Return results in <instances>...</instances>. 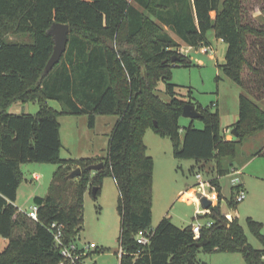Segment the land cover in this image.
Masks as SVG:
<instances>
[{
  "label": "trees",
  "instance_id": "16d2710c",
  "mask_svg": "<svg viewBox=\"0 0 264 264\" xmlns=\"http://www.w3.org/2000/svg\"><path fill=\"white\" fill-rule=\"evenodd\" d=\"M135 1L144 12L128 0H0V236L7 239L0 264H58L59 252L48 226L61 223L65 238L77 239L86 188L92 192L95 187L96 197L106 175L114 178L119 191V245L125 250L120 264H193L200 251L238 252L246 264H264L261 223L248 219L262 243V249H256L238 223L239 201L232 197L230 215L221 213L219 186V177L229 173L242 142L264 132V109L258 104L264 103V0L260 16L254 18L245 0ZM54 22L68 24L70 32L60 60L45 72L54 45L48 30ZM212 28L227 46L219 66L241 89L238 119L231 125L237 135L232 139L220 133L217 110L204 108L191 97L179 98L171 80L172 67L191 65L179 46L209 44L206 33ZM19 35L32 41L9 38ZM174 56L179 60L172 62ZM159 81L165 83L169 101L156 93ZM49 100L57 101L60 109L50 106ZM16 101L35 102L38 110L8 112ZM186 102L201 113L197 118L201 127L193 121L180 125ZM98 114H117L118 119L103 166L91 176L87 166L94 164L93 159L60 157L59 116L86 115L92 127ZM148 129L170 139L175 158L214 161L216 176L207 183L210 192H216L217 203L205 210L212 224L198 238L191 224L179 227L170 217H162L148 253L134 259L132 253L138 249L134 234L152 226L154 160L143 141ZM258 154L264 155V145L250 156ZM23 162L57 165L47 194L33 197L37 221L14 204ZM77 167L80 175L69 178ZM203 239L207 242L198 247L195 243Z\"/></svg>",
  "mask_w": 264,
  "mask_h": 264
},
{
  "label": "rangeland",
  "instance_id": "374dc122",
  "mask_svg": "<svg viewBox=\"0 0 264 264\" xmlns=\"http://www.w3.org/2000/svg\"><path fill=\"white\" fill-rule=\"evenodd\" d=\"M138 10L144 12L135 0H128ZM251 6L252 18L260 16L261 0H245ZM166 31L177 40V36L167 27ZM29 36V35H28ZM10 39L31 42L25 35L9 36ZM206 40L213 47L214 53H204L199 47L188 48L186 57L190 66H175L171 68V80L176 84V93L179 98L188 100L190 97L204 108L219 114L220 133L226 139L234 138L231 135V124L238 119V97L241 89L235 85L222 71L219 64L225 61L226 43L216 38L215 30L209 29ZM180 48H187L181 44ZM156 93L163 101H169L170 96L165 92V83L159 81ZM50 106L60 109L55 100H49ZM264 109V103L258 102ZM38 105L35 102L13 103L8 112L35 113ZM118 119L117 114H98L94 125L88 124L86 115H61L60 139L62 147L61 158H89L99 163L105 161L111 132ZM193 121L196 127L203 123L198 119L181 116L180 125L186 126ZM143 141L146 152L154 160L152 179V226L155 227L161 217L168 216L179 227H185L193 222L205 224L207 222L205 210L197 203L195 193L202 189L210 193L208 180L216 176L214 161L201 160L193 168V159H178L172 154V144L168 137H162L151 129L146 130ZM264 132L245 139L239 146L238 154L233 159L229 173L219 177L220 211L229 214L228 200L236 198L237 190L231 187L240 182L243 184L245 198L238 202L235 212L238 223L243 227L247 241L256 249H262V243L254 233L248 219L261 223L260 232L264 235V155L251 158L243 166L242 152L256 150L263 145ZM197 167V168H196ZM57 165L52 162H23L19 164L20 181L14 204L22 211L27 212L33 204V196H44L48 192L49 184ZM233 168L239 169L236 173ZM75 169V168H73ZM72 169V170H73ZM92 170L91 176L94 175ZM70 173V172H69ZM78 177V176H77ZM76 178V177H75ZM204 182V188L200 186ZM188 188H194L188 191ZM213 194V193H212ZM213 197V196H212ZM194 198V199H193ZM215 205L217 196L213 198ZM119 191L114 178L106 175L102 178L99 192L93 196L88 186L84 193V222L78 233L79 244L94 242L97 248L88 254L82 264H119L116 252L119 249L120 215L118 212ZM198 210V212H197ZM32 226L30 220H26ZM1 237V236H0ZM1 246V245H0ZM1 249V247H0ZM264 258V255L262 256ZM193 264H246L241 253L238 252H204L196 254Z\"/></svg>",
  "mask_w": 264,
  "mask_h": 264
},
{
  "label": "built area",
  "instance_id": "2783aa9c",
  "mask_svg": "<svg viewBox=\"0 0 264 264\" xmlns=\"http://www.w3.org/2000/svg\"><path fill=\"white\" fill-rule=\"evenodd\" d=\"M186 47L187 48H180L181 52L179 50L178 51L181 54L185 55L187 49L192 48L191 46H186ZM199 48L204 53H209L210 55H213L214 53L213 47L210 46L209 44L199 46ZM233 170L236 173L239 172L235 169ZM199 183L200 186L204 188V182L200 181ZM233 186H238L236 200L237 201L243 200L245 198V192L241 186V183L237 182ZM201 192H203V189L201 190ZM37 210H38L37 205L33 203L25 213L29 219L33 221H37L38 220ZM211 224L212 222L210 220H207L205 224H201L199 222H193L191 224V231L193 232L195 238H198L202 230L204 228L210 227ZM48 229L53 236L54 246L59 252L60 260L58 264H82L85 257L97 248V245L94 242H89L82 245L78 243L77 239L67 240L64 236V226L61 223L54 221L50 223ZM154 230L155 227L151 226L145 229H140L134 234V239L138 244V249L132 253L134 259L143 257L144 254L148 253L146 249L149 247L151 243V237L154 233ZM124 254H125V250L120 245L118 251L116 252V255L119 259V264Z\"/></svg>",
  "mask_w": 264,
  "mask_h": 264
},
{
  "label": "water",
  "instance_id": "95a60500",
  "mask_svg": "<svg viewBox=\"0 0 264 264\" xmlns=\"http://www.w3.org/2000/svg\"><path fill=\"white\" fill-rule=\"evenodd\" d=\"M48 31L53 36L54 45H53L52 53L46 62L45 69H44L45 72L50 70L60 60V57L63 54V52L65 51L66 46H67L68 35L70 32V29H69V25L66 23L54 22V23H52V25L50 26ZM176 60H179L178 56H174L172 58V62H175ZM181 115L183 117L190 118V119H197V118L201 117V113L197 110L196 106L190 102L184 103V105L182 107V114ZM231 134L233 136L237 135V131H236L235 127L231 128ZM102 166H103V162H99V163H94V164L88 165L87 169L88 170H99L100 168H102ZM80 173H81V169L79 167H77V168L70 171V173L68 174V177L69 178H75V177L79 176ZM92 193H93V195H96V188L95 187H93ZM195 195L197 197L199 204L202 206V208L204 210L208 209L211 205H213L212 198H210L209 196H207L203 192L197 191L195 193ZM223 225L226 226L227 225L226 222H223ZM206 242H207V240L203 239L201 241L196 242L195 244L198 247H202Z\"/></svg>",
  "mask_w": 264,
  "mask_h": 264
},
{
  "label": "crops",
  "instance_id": "0c3cea01",
  "mask_svg": "<svg viewBox=\"0 0 264 264\" xmlns=\"http://www.w3.org/2000/svg\"><path fill=\"white\" fill-rule=\"evenodd\" d=\"M177 41H179L178 39H177ZM180 42V41H179ZM17 102V101H16ZM15 103V102H14ZM66 116V115H65ZM71 116H73V115H71ZM60 122V121H59ZM232 125V124H231ZM231 128H232V126H231ZM230 133H231V130H230ZM232 135V134H231ZM251 138V137H250ZM61 140V139H60ZM263 145H264V142H263ZM262 145V146H263ZM261 146V147H262ZM257 150V149H256ZM253 151H255V150H252V149H250V150H248V152L247 153H241L242 154V159H240V162H241V165L243 166L245 163H247L251 158H253V157H256V156H263V155H253V156H250V154L253 152ZM248 156H250V158H248ZM197 163V161H195L194 160V164H191L190 165V167L191 168H193L194 166H196L195 164ZM197 168V167H196ZM233 169H235V168H233ZM235 170H237V171H239V169H235ZM239 173V172H238ZM241 186H242V188H243V184L241 183ZM192 189H194V188H188V191H190L191 192V190ZM203 192L207 195V196H209L210 198H212V200H213V203H214V197H216L217 196V194H216V192L215 191H213V192H210V193H208L207 191H205V190H203ZM213 193V194H212ZM36 196V195H35ZM213 196V197H212ZM34 197V196H33ZM194 199V198H193ZM194 200H196V199H194ZM197 201V200H196ZM197 203L199 204V202L197 201ZM226 216H229L230 214H225ZM164 217V216H163ZM162 218V217H161ZM21 229H17V232H19ZM6 243H7V239H5L4 237H0V247H1V249L6 245ZM0 249V250H1Z\"/></svg>",
  "mask_w": 264,
  "mask_h": 264
}]
</instances>
